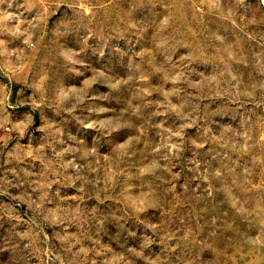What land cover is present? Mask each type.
<instances>
[{
  "label": "clouds",
  "instance_id": "1",
  "mask_svg": "<svg viewBox=\"0 0 264 264\" xmlns=\"http://www.w3.org/2000/svg\"><path fill=\"white\" fill-rule=\"evenodd\" d=\"M4 3L5 0H0V6ZM163 3L166 8L167 0ZM259 5H264V0H189L186 7L195 8L201 14H218L255 40L250 26L256 25L258 20L249 10ZM72 6L75 9V3ZM88 7L89 17L80 16L84 24L94 21L97 15L91 0ZM158 14L162 26L169 28L171 14ZM5 20H18L10 31L23 37L28 47H35L34 36L43 22L42 17L25 21L10 11L0 10V24ZM143 22V15L134 17L129 29ZM25 24L26 27H21ZM209 30L215 32L222 45L211 54L212 61H201L191 52H180L179 48L169 52L164 45L161 56L168 62L153 56V70L163 67L165 79L171 85L161 89L164 111L153 115L171 113L181 123L175 128L165 127L164 122L155 124L167 135L153 149V157L136 166H129L130 158L139 151V144L147 143L151 122L144 117L139 105L132 106L130 115L127 109L115 114L116 109L105 102L108 96L121 90L124 82L123 74L111 63H103L111 41L98 44L75 24L63 31L56 29V70L41 78L39 98L34 92L32 97L19 100V105L31 109L21 117H13L9 111L17 107L11 102L10 88L0 86L3 89L0 129L15 134L4 138L5 146L17 138V144L7 153L6 163L15 161L23 165L31 159L46 169L38 173L34 166H13L0 175V197L5 198L0 201V228L5 229L7 225L0 237V254H8L0 264H34V260L38 264H172L180 238L172 229H162L156 218L168 197L178 200L206 197L208 190L214 194L217 188L228 189L229 207L237 213L241 211L242 198L230 186L225 170L217 165L205 168L197 151H193L192 156L187 153L204 149L209 142L222 149L244 152L255 147L256 123L247 117L240 124L232 116L242 107L264 108V52L252 49L249 53L227 33ZM89 31L95 34L94 27ZM127 42L130 44L131 40ZM111 46L115 52L127 55L119 44ZM177 55L181 57L179 66L171 63ZM26 57V49L12 48L9 42L0 39V60L4 65L22 72L28 67ZM93 57L100 58L101 62L93 63ZM249 67L253 69L251 79L246 72ZM49 105L57 115L63 114L67 123L75 121L82 129L93 133L94 139L89 142L48 117L44 110ZM37 112L42 120L38 131L44 134L45 143L24 145L20 141L28 137ZM216 115L221 118L214 119ZM131 117L144 122L137 124ZM130 130L138 131L121 138V134ZM189 130H199L200 138ZM106 145L112 151H106ZM184 159L188 160L191 177H186L183 169L174 171L177 163ZM167 175L177 183L166 197L154 181L163 180ZM212 178L216 180L215 185ZM193 179L205 183L197 187L190 182ZM21 188L24 190L14 191ZM64 188L72 191L64 192ZM92 193L102 194L107 200H118L123 206L122 214L115 209L101 211L98 205L90 204ZM23 204L33 213L28 220L18 211ZM45 226L53 229L52 235L44 231ZM242 235L245 243L264 246V230L259 234L242 230ZM183 239L190 240L191 235ZM162 249L170 251L165 255Z\"/></svg>",
  "mask_w": 264,
  "mask_h": 264
},
{
  "label": "rangeland",
  "instance_id": "2",
  "mask_svg": "<svg viewBox=\"0 0 264 264\" xmlns=\"http://www.w3.org/2000/svg\"><path fill=\"white\" fill-rule=\"evenodd\" d=\"M75 3V9L73 8ZM189 0H167L165 8L163 0H91V4L97 13L94 21L84 24L80 16L87 18L90 15L88 0H5L0 10L12 12L25 21L43 18L38 31L35 32V47H28L24 38L14 35V29L18 20L3 21L0 24V39L9 42L12 48H24L27 50L26 62L28 67L22 72H15L3 64L0 60V86L7 85L11 90V102L17 107L9 109L13 117H21L23 113L31 111L29 107L19 105L22 98H30L35 92L37 98L41 96L39 91L41 78L46 73H54L57 67L55 49L58 39L56 29L63 31L65 28L77 25L80 30L86 32L88 37L94 39L98 44H119L125 49L123 52H115L109 44L108 54L103 58V63H111L116 71L123 74L121 90L106 98V103L116 109L115 114L127 109L129 115L133 105L142 108L143 115L150 118L147 143L138 145L139 151L134 152L130 158L129 166L139 165L145 159H151L154 155L153 149L161 144L162 138L166 136L154 125L164 122L165 127H177L181 121L173 114L167 116L153 115L157 111H164L162 105L163 94L161 89L169 88L163 74V67L153 70V56L167 63L165 57L161 56V46L167 47L169 52L179 48L180 52H191L194 57L201 61L207 59L212 61V53L222 47L216 39L215 32L210 28L218 29L227 33L233 42L243 44L249 53L252 49L264 52V5L250 9L249 14L255 15L258 23L250 26L251 34L256 39H249L248 35L241 32L231 21L225 20L218 14H201L195 8L186 7ZM12 7L9 8L8 5ZM170 13L169 28L161 24V15L158 13ZM144 16V22L137 28L129 29V23L134 17ZM23 25L21 27H26ZM95 28V34L89 28ZM131 40L129 44L127 41ZM83 43V42H81ZM93 63H100V58L93 57ZM181 57L171 63L179 66ZM253 69H246L248 78L251 79ZM110 92L108 88L104 89ZM149 92L151 95H149ZM3 89L0 87V96ZM215 107V104L212 105ZM45 113L57 123L63 124L65 128L91 142L94 134L82 129L72 121L70 124L63 114L57 115L51 105ZM256 113H259L258 115ZM35 125L31 128L29 135L20 143L39 146L45 143L44 134L38 131L42 124L39 112L34 113ZM247 117L256 123L255 147L249 151H236L235 149H222L216 143L209 142L204 149L190 150L187 155L192 156L193 151L199 153V159L204 161V167L212 165L222 167L229 176L230 186L242 198L243 207L237 213L229 207L226 199L228 189L221 191L217 188L213 194L208 190L206 197H186L183 200L168 197L164 206L159 210L157 219L162 229H172L177 233L180 247L172 256V264H264V246L245 243L242 230L257 232L264 230V108L254 109L250 106L242 107L238 114H233V120H239L243 124ZM216 115L214 119H220ZM137 124L143 123L136 117H131ZM240 126V125H238ZM138 130H130L124 135H135ZM199 139V130H189ZM15 136L14 133H6L0 129V175L9 167H30L38 173L46 171L45 166L31 159L23 165H17L15 161L6 163L9 150L17 144V138L7 142L5 137ZM67 140V136L64 137ZM106 151H112L110 146H105ZM163 154V150L161 151ZM183 169L186 177H191L188 172V160L184 159L177 163L174 171ZM247 169L248 171H245ZM191 183L200 186L205 183L199 179H193ZM139 183V182H138ZM161 193L167 197L168 192L175 186L177 181L170 175L165 179L154 181ZM215 185L216 180L212 178ZM28 191L31 188L24 186ZM14 189V191H22ZM64 192L72 189L64 188ZM201 191H205L201 189ZM35 195V194H34ZM5 199L0 197V201ZM92 205H98L101 211L115 209L122 214V205L115 198L107 200L102 194L92 193L89 201ZM18 211L25 220L33 216L26 204L20 205ZM96 211L95 208L92 209ZM215 218V219H213ZM143 230V226H140ZM5 229L0 228V237L4 235ZM44 231L52 235L53 229L45 226ZM185 235H191L190 240H185ZM56 245V241H53ZM165 255L170 250L162 249ZM7 253L0 254V260L6 259ZM34 264H38L34 260Z\"/></svg>",
  "mask_w": 264,
  "mask_h": 264
}]
</instances>
